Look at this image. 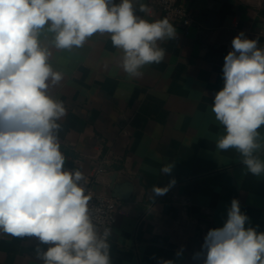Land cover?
<instances>
[{
    "label": "crops",
    "instance_id": "0c3cea01",
    "mask_svg": "<svg viewBox=\"0 0 264 264\" xmlns=\"http://www.w3.org/2000/svg\"><path fill=\"white\" fill-rule=\"evenodd\" d=\"M119 3V0H116ZM147 4L151 16L138 11ZM193 18L186 28L171 22L176 39L161 43L166 56L129 78L110 34H94L81 48L59 50L45 29L41 45L63 80L48 94L63 101L58 139L65 169L91 174L98 167L97 190L112 196L116 184L131 183L128 199H116L117 220L109 238L112 264H203L204 238L223 227L231 201L249 217L246 227L264 232V175L247 172L234 149L220 151L224 129L211 112L224 86V57L240 32L264 48V0H186ZM136 14L165 18L148 0H133ZM264 143V128L260 129ZM264 160V151L258 152ZM174 163L170 174L162 167ZM175 180L167 193L152 187ZM35 237L0 233V264H43ZM180 252V255H177ZM199 257L194 258L195 254Z\"/></svg>",
    "mask_w": 264,
    "mask_h": 264
},
{
    "label": "clouds",
    "instance_id": "9594fccd",
    "mask_svg": "<svg viewBox=\"0 0 264 264\" xmlns=\"http://www.w3.org/2000/svg\"><path fill=\"white\" fill-rule=\"evenodd\" d=\"M138 11L151 16V8ZM133 0H0V233L35 237L47 245L35 250L43 264H112L110 227L98 232L90 195L80 170H67L58 139L63 101L47 92L63 80L41 45L46 29L59 50L81 48L94 34H110L121 55V68L131 78L166 56L161 43L174 40L176 27L167 19L136 14ZM224 57V86L215 93L211 112L224 129L220 151L234 149L253 176L264 175V48L240 32ZM174 163L162 167L170 174ZM175 180L152 187L163 196ZM249 217L237 199L231 201L223 227L204 238L203 264H264V232L246 227ZM177 252V255H180ZM195 254L194 258L199 257ZM159 264H174L161 260Z\"/></svg>",
    "mask_w": 264,
    "mask_h": 264
},
{
    "label": "built area",
    "instance_id": "2783aa9c",
    "mask_svg": "<svg viewBox=\"0 0 264 264\" xmlns=\"http://www.w3.org/2000/svg\"><path fill=\"white\" fill-rule=\"evenodd\" d=\"M151 7L162 11L165 18L186 28L193 18L186 4V0H148ZM104 172L103 167H98L91 174H84L82 182L86 193L90 195L89 210L98 232L102 233L106 227L112 230L118 212L117 197L103 195L97 190V176Z\"/></svg>",
    "mask_w": 264,
    "mask_h": 264
},
{
    "label": "water",
    "instance_id": "95a60500",
    "mask_svg": "<svg viewBox=\"0 0 264 264\" xmlns=\"http://www.w3.org/2000/svg\"><path fill=\"white\" fill-rule=\"evenodd\" d=\"M131 186V183L128 181L116 184L114 187H111L112 196L122 200L128 199L131 194Z\"/></svg>",
    "mask_w": 264,
    "mask_h": 264
}]
</instances>
